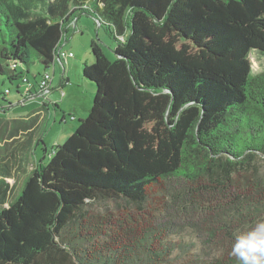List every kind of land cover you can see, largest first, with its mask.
<instances>
[{
  "label": "trees",
  "instance_id": "16d2710c",
  "mask_svg": "<svg viewBox=\"0 0 264 264\" xmlns=\"http://www.w3.org/2000/svg\"><path fill=\"white\" fill-rule=\"evenodd\" d=\"M78 12L110 29L115 57L90 41L89 112L11 201L16 158L0 155V264H238L156 221L171 179L220 208L230 239L264 216V70L248 57L264 54V0H0V76L23 84L35 57L47 72Z\"/></svg>",
  "mask_w": 264,
  "mask_h": 264
},
{
  "label": "rangeland",
  "instance_id": "374dc122",
  "mask_svg": "<svg viewBox=\"0 0 264 264\" xmlns=\"http://www.w3.org/2000/svg\"><path fill=\"white\" fill-rule=\"evenodd\" d=\"M100 23L103 25L100 26ZM104 25V22L96 20L93 15L81 12H78L73 22L69 24L68 31L65 34L68 35V40L64 42V39H62L60 49L66 52H72L74 55L66 61V73L64 71L65 78L66 76H70L69 88H72L70 91L68 90V86L62 89L56 86L61 74H64L62 73V66L57 59L54 61L55 82L53 90L47 97L46 95H40L31 100L19 103L25 98L23 95L25 85L21 83L20 79L9 82L4 76H0V155H5L13 151L14 157L20 163L21 169L23 170V172L17 171L15 178L9 181L12 187L10 195L8 196L9 201L18 194L21 182L26 174L34 166L45 164L49 159L52 148L56 144L63 143L76 128L78 120L86 117L88 114L89 110L86 111L81 107L82 100L76 102V105H78L76 113L69 111V108L72 106L71 101H69V93H73V91L76 94L81 92L80 96L88 99L90 109L95 84L83 78L81 75L82 62L86 56L89 60H93L89 49L90 41H96L109 58L115 57L113 50L117 45V41L110 35V29L106 30ZM248 57L251 73L256 74L264 70L263 53H260L256 49H251ZM52 67L50 65L47 68L50 74ZM42 69L43 67L38 58H32L29 62V72L27 74L29 81L35 82L40 80ZM17 87L20 95L19 102L16 100L18 96L15 95ZM76 89L78 90L76 91ZM7 90H9L8 93H6ZM53 102H57L56 105L58 108ZM42 103H45L44 107H42ZM38 108H42L45 113L47 112L46 120L35 131L39 136L38 138H40L39 141L41 140L43 142L40 141L37 144L32 143L29 147L27 142L30 139L24 133L25 131L20 130L24 129L26 125H31L29 123V116ZM61 111L65 113L63 120L61 118ZM71 115L74 118L70 119ZM21 140H27L25 149L20 148ZM44 147L45 150L43 149ZM258 165L264 176L263 156L259 159ZM169 187L172 196L169 198L167 208L162 211L156 221L165 228V232L169 234L168 238L180 242L181 245L183 243L184 248L186 246L189 251L195 252L197 255L213 256L221 253L226 255L231 254L234 239H230L226 231L231 233L235 229V226L234 224L228 226V219L218 211L220 208L216 205L215 208L213 206L204 208L187 203V199H185L182 193L183 186L180 180H169ZM116 202L122 204L123 201ZM116 202L99 203L96 204V208L103 210V207L107 206L108 203V207H114L117 204ZM260 221H264V216L258 217L249 227H245L243 231L251 229Z\"/></svg>",
  "mask_w": 264,
  "mask_h": 264
},
{
  "label": "crops",
  "instance_id": "0c3cea01",
  "mask_svg": "<svg viewBox=\"0 0 264 264\" xmlns=\"http://www.w3.org/2000/svg\"><path fill=\"white\" fill-rule=\"evenodd\" d=\"M81 13H86V12H81ZM74 20V19H73ZM100 26H102L103 24L102 23H100L99 24ZM105 26V25H104ZM105 29L107 30V28H106V26H105ZM62 39H64L63 41L64 42H66L67 40H68V35H65ZM61 43H62V40H61ZM59 44V48L62 46V44ZM61 50V49H60ZM63 51V50H62ZM74 56V55H73ZM55 59H57L58 61H59V63H60V65L62 66V73H64V71H65V73H66V67H65V65H66V61H68V59H58V58H55ZM84 62H87V63H91V62H93V60H89V58H87V56H86V58H85V60L82 62V64L84 63ZM82 67V66H81ZM65 73L64 74H61V76H60V78H59V80H58V83L56 84V86H58L59 88H63V87H67L68 86V90L70 91V89H72V88H69V86H70V83H69V81H70V76H66V78H65ZM55 62L53 63V67H52V72H51V74H50V77H51V79H50V83H49V87H48V90H47V92L46 93H44L43 95H46V97L47 96H49V94H50V92L53 90V85H54V82H55ZM84 80V79H83ZM82 81V80H81ZM83 82V81H82ZM69 84V85H68ZM73 85V84H72ZM71 85V86H72ZM78 89H76V91H77ZM18 87H17V89H16V91H15V95H17L18 96V98L16 99V100H18V102L20 101V96L18 95ZM80 94H81V92H78L77 94L73 91V93H69V101H71V103H72V106L69 108V111H73L74 113H76V111L78 110V105H76V102H79V100L81 101L82 100V103H81V107L83 108V109H85L86 111H88L89 110V105H88V99H86V98H84V96H80ZM37 96H40L39 95V93H36L34 90H33V92H32V94H30V95H28L27 97H25L24 99H22V101H20L19 103H23V102H25V101H27V100H31V99H33V98H35V97H37ZM53 103H55V102H53ZM57 103V102H56ZM55 103V104H56ZM45 106V103H42V107H44ZM57 108H58V106H57ZM47 109V108H46ZM58 110H60V109H58ZM62 112V111H61ZM47 113V112H46ZM46 113H45V111L42 109V108H38L37 110H34L31 114H30V116H29V123H31V125L29 124V125H26V126H24V129H22V130H20V131H25L24 133L28 136V138L30 139L28 142H27V140H24V141H20L21 143H20V148H23V149H25L26 148V142L29 144V147L32 145V143L33 144H37L38 142H40L39 141V139L40 138H38L39 136H38V134H36V129L37 128H39L43 123H44V121L46 120ZM61 118H62V120L65 118V113L64 112H62V115H61ZM72 118H74V116H70V119H72ZM41 142H43V141H41ZM7 155H10V156H14V152L13 151H11V152H9V153H6ZM18 166L19 167H21L20 166V163H18L17 162V159H16V164H15V169H14V173L15 174H17V168H18ZM16 176V175H15ZM14 179V178H13ZM10 180H12V179H10ZM9 180V181H10ZM10 184H11V182H10Z\"/></svg>",
  "mask_w": 264,
  "mask_h": 264
},
{
  "label": "clouds",
  "instance_id": "9594fccd",
  "mask_svg": "<svg viewBox=\"0 0 264 264\" xmlns=\"http://www.w3.org/2000/svg\"><path fill=\"white\" fill-rule=\"evenodd\" d=\"M231 254L238 264H264V221L239 233L234 238Z\"/></svg>",
  "mask_w": 264,
  "mask_h": 264
},
{
  "label": "built area",
  "instance_id": "2783aa9c",
  "mask_svg": "<svg viewBox=\"0 0 264 264\" xmlns=\"http://www.w3.org/2000/svg\"><path fill=\"white\" fill-rule=\"evenodd\" d=\"M72 57H73V53L72 52H66V51H62V50L58 51V55L57 56L55 55V58H58V59H68V58H72ZM50 79H51V77H50V73L48 71L45 72L40 77V80L35 81V82H30L29 79L24 77L23 78V84L26 87L25 96H28V95L32 94L33 90L36 93H39V95L42 96L48 90ZM8 92L9 91L7 90L6 93H8Z\"/></svg>",
  "mask_w": 264,
  "mask_h": 264
},
{
  "label": "flooded vegetation",
  "instance_id": "af4514ba",
  "mask_svg": "<svg viewBox=\"0 0 264 264\" xmlns=\"http://www.w3.org/2000/svg\"><path fill=\"white\" fill-rule=\"evenodd\" d=\"M25 93H26V87H25V90H24V93H23V95L25 96ZM18 95H19V93H18ZM20 96V95H19ZM25 97H27V96H25Z\"/></svg>",
  "mask_w": 264,
  "mask_h": 264
},
{
  "label": "water",
  "instance_id": "95a60500",
  "mask_svg": "<svg viewBox=\"0 0 264 264\" xmlns=\"http://www.w3.org/2000/svg\"><path fill=\"white\" fill-rule=\"evenodd\" d=\"M60 50V48H58L57 50H56V53H55V55L57 56L58 55V51Z\"/></svg>",
  "mask_w": 264,
  "mask_h": 264
}]
</instances>
